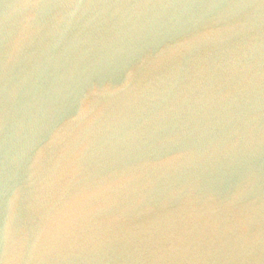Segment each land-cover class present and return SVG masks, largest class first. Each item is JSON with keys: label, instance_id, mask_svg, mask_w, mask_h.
<instances>
[{"label": "water", "instance_id": "1", "mask_svg": "<svg viewBox=\"0 0 264 264\" xmlns=\"http://www.w3.org/2000/svg\"><path fill=\"white\" fill-rule=\"evenodd\" d=\"M0 264H264V0H0Z\"/></svg>", "mask_w": 264, "mask_h": 264}]
</instances>
